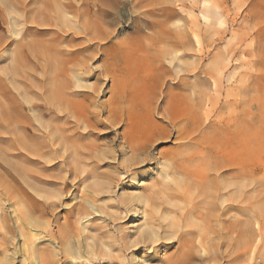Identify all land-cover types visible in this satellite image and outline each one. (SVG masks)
Returning a JSON list of instances; mask_svg holds the SVG:
<instances>
[{
    "label": "rangeland",
    "instance_id": "obj_1",
    "mask_svg": "<svg viewBox=\"0 0 264 264\" xmlns=\"http://www.w3.org/2000/svg\"><path fill=\"white\" fill-rule=\"evenodd\" d=\"M201 12L209 14L207 21ZM59 89L64 94L60 103H73L71 115L58 114L62 117L55 121L29 109L28 102L43 105ZM114 96L120 102H112ZM109 106L114 107L110 112ZM147 107L154 108L152 116L145 117ZM107 120L112 124L106 125ZM145 122L157 127L147 148L155 160L147 167H131L132 153L122 137L129 140L133 126ZM54 123L68 129L67 147L73 151L59 150L67 159L24 152L22 143L35 146L32 136L48 145L42 131ZM225 133L235 136L233 147L245 135L248 144L247 196L234 204L250 206L255 198L251 205L256 207L257 200H264L259 191L264 181V0H0V264L38 263L27 245L35 246L49 264H167L178 254V242L131 244L149 211L161 205L138 203V213L131 216L132 202L119 201L167 192L164 183L170 179L163 170L170 159L196 167L202 156L195 153L208 146L206 140L214 134L216 142ZM137 139L144 143L145 132ZM193 141L197 146L192 147ZM11 166L28 173L23 178L34 198L54 203L43 210L29 204L36 221L32 229L20 218L26 203L18 206L3 194L8 187L15 198L23 195L7 175ZM238 212L232 211L230 219L221 215L214 226L217 235L208 231L218 245L214 261L190 264H264V230L260 238L255 219ZM226 221L237 226L226 232ZM248 221L254 240L246 245L249 234L241 229ZM119 238L126 242L123 249ZM66 247L71 255L60 252ZM103 254L110 259L97 258Z\"/></svg>",
    "mask_w": 264,
    "mask_h": 264
},
{
    "label": "bare ground",
    "instance_id": "obj_2",
    "mask_svg": "<svg viewBox=\"0 0 264 264\" xmlns=\"http://www.w3.org/2000/svg\"><path fill=\"white\" fill-rule=\"evenodd\" d=\"M198 3H200V5L203 7L205 5L204 1L198 2ZM214 13L216 15L217 11H215ZM200 16H201V19L203 21H207L209 14L208 13L205 14V13L201 12ZM51 60L53 61V59H51ZM58 65H60V64L58 63ZM47 67H49V66H47ZM58 68L55 70H58ZM63 71H65V70L63 69ZM53 73L55 74L54 71H53ZM62 74L61 75L58 74L59 77L61 76L62 80L67 82V78L65 76L63 78ZM56 76H57V74H56ZM57 81H58V79H57ZM53 83H55V81ZM53 85H55V84H53ZM67 87H68V84H65L63 86V88H65L64 91H66ZM124 91L126 93L130 92L128 89H126ZM52 94H53L54 98H52L49 101H46L45 103H43V105L33 104L31 101L28 102L27 105H28L29 109L35 108L40 116H43V115L48 116L49 115L48 117L51 116L50 117L51 120H55V119L60 120V118L62 116L68 117L69 115H71L70 112H71V106L73 105V103H71L70 101H68V103L66 101L64 103V105H62L60 103V100L63 99V97H64L62 90L54 91V92H52ZM72 94H73V92H72ZM114 97L115 98L112 102H118V101L120 102V99L117 96H114ZM200 102H202V101H200ZM110 107L111 106L107 107L110 109V110H107L108 112H110L114 108L113 107L111 109ZM153 109H152V107H147L145 109V113H144L145 117H146V115L152 116ZM129 113H127V114H129ZM58 114H61L62 116L60 117ZM91 117L95 118L96 115L92 114ZM186 117H188V116H186ZM220 121H221V119H220ZM106 122L108 123L106 125H111L113 121L107 120ZM134 122H136V121H134ZM28 123H29L28 125L30 126L31 125L30 122H28ZM172 123H174L175 125L178 124L177 122H176L177 123L176 124L173 121H172ZM145 124H146V122L145 123H139V124H136L135 126H133L132 136L129 137V140H127L125 138V136L122 137L123 143L126 145L128 150L132 153L131 154L132 156L130 158L131 163L129 162V164L132 165L131 167H134V166L140 167V168L147 167L149 164H152L151 163L152 160H155V157H153L152 154L147 151L148 150L147 148L149 147V143H151L152 140L154 139V136H156L155 131H156L157 127H156V124L152 123V122L151 123L149 122L146 125ZM200 124H199V126H200ZM101 125H102V122H101ZM247 127H248V125H247ZM176 128H178V126ZM44 129H45V131L44 132L42 131V133L48 138V142H47L48 145L43 146V144L41 142L36 143L35 142L36 138L34 136H32L33 137L32 139L34 141L35 146H31L28 143H22V149L24 150V152H29L28 154L35 156L37 158H44L45 157L48 160H50V159H54V158L56 159L57 157H65L66 155H63V154L61 156L59 155V150H61V149H63L64 152L65 151L68 152V150L73 151L72 147H67V143L70 140V138H69L70 135L68 133V129L61 127L58 123H54L52 125H46L44 127ZM178 129H181V127ZM141 131L145 132L146 139H147L142 144H140L138 142L139 139H137L138 136H141ZM177 132H178V134L182 135V131H180L181 133H179V131H177ZM241 132L243 133V131H241ZM230 134L225 133V134H223L224 138H219L217 140L214 139V140H216V142L213 141L214 134H213L211 140H209V139L206 140L205 144H207L208 146L202 147L200 150H198L197 153H195V155L200 154V156H202V159L200 160V162L201 161L202 162L198 165L195 164L196 167H193V166H187L186 167L184 165L185 163L183 164V163H179V162L178 163L174 162L173 159L171 158L169 161L170 165L169 166L167 165L166 169L163 170L164 177L166 179H170V181H168V184L164 183L165 187H168L166 189L167 192L162 193L159 191L158 194L154 193L153 196L152 195H147L145 197L144 196L143 197L136 196V197H132L129 199H128V197H125V196L121 197V199L119 201L120 203L122 202L123 204H129L130 201L132 202V204L130 203L132 205L130 208L131 209L130 213L132 214L131 216L138 213L137 208H136V206H138L136 204H138V203H144L143 205H145V207L146 206L152 207V205H154V206H160L161 205V208H156L153 211H149V213L147 214L148 218L145 220L143 227L142 228L139 227L140 230L138 231L135 240L131 241L132 246L135 247L137 245L143 244V245H147L149 247V246L155 244L159 240H168V246L173 244V242H178L180 244V246L178 247V249H176L178 254L174 257L171 256L170 258H168L167 264H190V261H192V260H198L200 263H202L204 260L214 261V259L217 257L216 254L218 251V245L215 244V242H214L215 239H212V241H211V239L208 237V233H209L208 231H210L213 236L217 235L218 232H215V230H214L215 223L216 224L218 223L221 215L229 216L232 214V211H236V212L241 211V213L243 212L245 215L249 214L250 218H254L256 223H257V229H256L257 235L260 236V238L262 237L261 235H262V232L264 230V200L262 202L260 197H259L260 200H257V202L260 201V203L256 207H255V205H254V207H252V205H251L253 202H255L254 201L255 198H254L253 202L250 204V206L243 207L245 205L244 204L242 207L238 208L234 204L236 199H238V198L241 199V198H244L245 196H247V195L244 196L243 194H245L244 193L245 189L248 187V183H247L248 175H247V172L245 171V170H247L246 165H245L246 164L245 158L247 157L246 155H248V152H247V149H248L247 145L248 144H246L247 143V137L245 135L243 137V140H240L239 143H237V141H236L237 144H234L235 146L233 147L232 142L234 140L232 141V139L235 136H232V135L230 136ZM121 136H123V134ZM136 136H137V138H136ZM182 138H184V137L182 136ZM192 143H193L192 144L193 146L191 145L192 147L197 146V144L194 145V141ZM202 143L204 144V141ZM185 149L186 148H184V150ZM206 151H207V154H206ZM180 153L182 154L183 152H180ZM17 156H23L24 157V155L21 152L17 153ZM68 156L69 155H67L65 157V159H67ZM188 158L186 160H184L183 162L188 161ZM26 159H27V161H29L31 163H38L37 160L29 158L27 156H26ZM65 159L63 158L61 161L64 164L66 163ZM190 159H191V157H190ZM247 159H249V158H247ZM248 162H249V160H248ZM68 163H66V164L68 165ZM256 163H258V161ZM59 164L60 163H54V164H52V166H57ZM225 167H226V169H224V171L221 170V168H225ZM252 169H253V167H252ZM6 170L8 173L7 174L8 177L17 183V188L20 192L23 193V195L19 198H15L12 195L11 191H9L8 187H6V188H4L5 191L3 192L5 199L7 201H12V203L18 204V206H21V207H22V205L20 203H26L25 208L23 207L24 212L19 211L21 222H23V224L26 226V228L34 227V225L36 224V221L32 217V212H31V209L29 208V204H30V206H34V207L40 206L39 208H41V210H43L44 208H48V207L51 208V206H53L54 203L50 202V201H48V203L41 202L31 195V192L27 190V187H29L30 184L27 181H25L23 178L24 176L28 175V173L26 171L20 170V168L17 166H15V167L11 166L10 169L8 168ZM130 170L131 169H125L124 172H129ZM220 170L223 172H221ZM253 171L255 172V170H253ZM249 174L251 175L250 172H249ZM170 175L172 178L170 177ZM222 176H226L227 178L224 179ZM221 177L223 178V180ZM219 178H221V179H219ZM234 178H240V180H241V178H245L246 181H239V182L235 183L232 180ZM248 181H249V179H248ZM23 184L26 185V188H24ZM259 187L261 188V189H259V191L262 190V192L264 193V181L263 180H262V182H260ZM168 189L170 192H168ZM246 194H247V190H246ZM242 195L244 197H241ZM260 195H261V193H260ZM263 197L264 196H262L261 198L264 199ZM257 198H258V196L256 197V199ZM174 201L176 202L175 206H174ZM246 202H247V200H246ZM255 203H253V204H255ZM55 204H56V202H55ZM164 205H165V207L168 206V208L163 207ZM173 207L176 208L175 209L176 211L173 210L174 209ZM127 209L128 208H126L125 211ZM144 209L142 210L143 216L145 214ZM238 214H239V212H238ZM165 215L169 216L168 222H166L167 219H164ZM174 215L178 216L177 221H176V217H174ZM233 215H232V217H233ZM173 217H174V219H173ZM227 218L230 219L231 217L229 216ZM220 220H222V218ZM222 223H223L222 225H225V226L227 224L226 229H225L226 232L231 231V229L234 228V226H237V224L234 225L230 221H228V222L226 221L225 222L226 224H224V222H222ZM244 225H245V223H244ZM13 227L14 226L9 228L11 233L15 232ZM22 230L20 229L19 232H21V236H24V232ZM241 231L249 234L247 244H246V245H248V242L254 237V235H253L254 230L250 229L249 221H248L247 225H245V230L241 229ZM34 236H35V234H34ZM32 238H33L32 234L27 236V240L28 239L31 240ZM35 239H36V237H35ZM1 240H2L1 241L2 243H4V244L6 243V238H5L4 234L1 238ZM252 240H254V239H252ZM119 241H120L119 242L120 248L123 249V247L126 246V242L124 243L122 238H119ZM205 241H207V242H205ZM59 242L61 243V241H59ZM115 242H117V240L113 241V243H115ZM81 243L83 244V242H81ZM205 244H208L207 247H205ZM34 247L35 246H33V245H27V249H28L29 254H31V256L33 258L38 260V263H36V264H49L50 260L48 258H45V257L43 258L41 256V253H38V251H36V249ZM87 247H88V245H87ZM24 250H26L25 247H24ZM105 250L108 252L107 246H105ZM60 252L61 253L65 252V254L67 256L72 254L71 248H67V247L65 248V250H61ZM93 255H95V254H93ZM196 255H198V257H196ZM97 258H102L103 260L110 259L109 256L106 254H103L101 257L97 256Z\"/></svg>",
    "mask_w": 264,
    "mask_h": 264
}]
</instances>
